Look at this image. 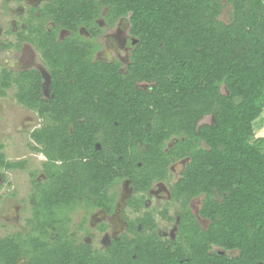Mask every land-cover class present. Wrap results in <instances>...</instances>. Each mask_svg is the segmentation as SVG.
<instances>
[{"label":"trees","instance_id":"trees-1","mask_svg":"<svg viewBox=\"0 0 264 264\" xmlns=\"http://www.w3.org/2000/svg\"><path fill=\"white\" fill-rule=\"evenodd\" d=\"M34 10L16 45L39 52L47 95L39 70L2 67L0 96L14 85L16 102L41 120L29 136L45 160L39 177L0 142V185L19 169L32 187V215L0 237V264H264V133L254 129L264 111V0H49ZM120 17L134 39L127 63L94 59L95 19ZM181 159L169 185L178 210L158 211L175 220L173 238L159 236L148 210L124 216L125 230L102 250L70 230L76 207L82 223L95 210L112 214L121 179L126 205L140 211ZM199 196L205 226L190 208Z\"/></svg>","mask_w":264,"mask_h":264},{"label":"rangeland","instance_id":"rangeland-1","mask_svg":"<svg viewBox=\"0 0 264 264\" xmlns=\"http://www.w3.org/2000/svg\"><path fill=\"white\" fill-rule=\"evenodd\" d=\"M34 0H0V44L7 41L12 42L8 51H0V69L5 67L8 70L16 72L18 65L26 68L37 67L44 76L47 77V70L40 58L39 52L31 43H25L24 46H17L15 31H21L23 28L24 12L18 9H27L29 3ZM40 1V0H39ZM40 5L47 0H41ZM229 6H225L220 19L226 21L228 18ZM97 24L103 28L102 35H108L109 46L104 47L98 52L103 57L114 56L117 53L120 57L128 55V51L119 41L124 43L127 37L128 22L121 19L110 28L105 26L102 19L97 20ZM60 36L66 35V31H60ZM122 46V47H121ZM22 47V48H21ZM20 51L19 54L17 51ZM116 50V52H115ZM96 56V57H99ZM7 65L3 66L2 61ZM30 63V64H29ZM13 66V67H11ZM15 86L12 85L6 90L4 96H0V142L3 144V151L8 160H26L29 169H35L38 176L41 177V163L45 157L31 147L35 143L29 136V132L40 125L41 120L36 113L30 109L18 104L14 98ZM264 112V111H263ZM260 120L254 123L256 135L264 133V113ZM211 117L205 116L202 122H210ZM170 145V143H168ZM185 160L177 161L169 168V179L167 182H154L149 192L144 195V207L140 211L131 210L125 202L129 197V186L127 180L121 179L116 182L112 188L116 194L115 209L112 214H106L102 210H95L87 215L85 223H82V217L85 215L83 209L76 207L70 211L71 218L70 230L74 232L75 237L82 242H89L94 248L102 250L112 238H115L123 231L125 221L124 216L133 218L145 210L154 214L156 231L162 238H173L175 232V220L163 219L158 211L167 208L168 215L174 216L178 210L177 202L169 197V185L180 175ZM5 181L0 185V237L13 234L16 231L25 230L26 221L31 217V205L28 195L31 191V184L26 170L10 169L5 170ZM127 197V198H128ZM125 202V203H124ZM201 204V197H195L190 201V208L197 217L198 222L205 226L207 220L198 215V209ZM82 223V225H81ZM103 225L105 226L103 228ZM24 260V259H23Z\"/></svg>","mask_w":264,"mask_h":264},{"label":"flooded vegetation","instance_id":"flooded-vegetation-1","mask_svg":"<svg viewBox=\"0 0 264 264\" xmlns=\"http://www.w3.org/2000/svg\"><path fill=\"white\" fill-rule=\"evenodd\" d=\"M49 0H47L46 2H48ZM40 2H42L41 0L39 1V0H34L32 3H29V7L25 10V9H23V7L21 8V9H18V11L19 12H24L23 13V15H24V21H23V28L22 29H24L25 28V26H26V20L27 19H29L30 18V12L32 11V9L33 8H35V10L37 9V8H40V7H42V5L44 4V3H46L45 1L40 5ZM34 10V11H35ZM35 14H37V12L35 11ZM98 19H102V18H97V19H95V22L97 23V20ZM121 19H126V21H127V18H125V17H120L117 21H119V20H121ZM116 21V22H117ZM102 22L104 23V25L105 26H107V27H111L113 24H115V22L112 24V25H108V24H106L105 23V21L102 19ZM49 24V23H48ZM99 26V25H98ZM100 28H101V30H103V28H106V27H101V26H99ZM60 31H63V30H60ZM64 31H66V30H64ZM18 32H20L19 30L18 31H15V37H16V42L18 41ZM80 32L83 34V35H85V36H87V32L82 28V27H80ZM127 33H128V29H127ZM59 34V33H58ZM68 34V31H66V35ZM66 35H64V36H66ZM64 36H60V35H58V38H62V37H64ZM98 42H100V43H102V47L99 49V50H97L95 53H94V59H101V60H106V61H113V60H115V59H118L122 64L124 63H127V61H128V58H129V53H130V50H131V44H133V38H131L130 36H129V34H127V37L125 38V40H124V43L123 42H121V41H119V43L118 44H120V45H122L123 47H125V49L128 51V55L126 56V58L125 57H120L117 53H114V56L113 57H111V56H107V54L106 53H104L103 55V57H101V56H99L98 55V52L99 51H101L104 47H106V46H109L110 44H109V41H108V35H102V32L99 34V36H98V38L96 39ZM6 43V42H5ZM25 43H27V41H22L21 42V46L23 47L24 46V44ZM29 43V42H28ZM121 46V47H122ZM21 47V48H22ZM10 49V47L9 48H7V49H5V50H2V51H8ZM17 51V50H16ZM19 52L20 51H17V53L19 54ZM115 52H116V50H115ZM20 55V54H19ZM96 56H99V57H96ZM19 63H20V65H18V70L17 71H22V70H28V69H37V70H39L37 67L35 68V67H28V68H26V67H24L23 65H22V62H20V60L18 61ZM2 64H3V66L5 65V66H9V65H7V63H6V61L4 60V61H2ZM30 64V63H29ZM11 67H13V66H11ZM12 71V70H11ZM16 71V72H17ZM40 72H41V70H39ZM41 74L43 75V73L41 72ZM48 74V73H47ZM43 78H44V83H45V85H47V84H49V82H50V76H49V74L47 75V77L46 76H44L43 75ZM47 95V94H46ZM171 143H172V141L170 142V145H171ZM170 145H168V146H170ZM181 160H184V159H181ZM181 160H178V161H181ZM170 169V168H169ZM149 190H150V188L147 190L148 192H149ZM131 192V191H130ZM130 192H129V195H130ZM168 195H169V193H168ZM128 197V196H127ZM127 197L125 198V202H126V199H127ZM169 197H170V195H169ZM124 202V203H125ZM125 225H126V223H125ZM125 225H124V229H123V231L125 230ZM122 231V232H123ZM121 233V232H120ZM119 233V234H120ZM118 234V235H119Z\"/></svg>","mask_w":264,"mask_h":264},{"label":"water","instance_id":"water-1","mask_svg":"<svg viewBox=\"0 0 264 264\" xmlns=\"http://www.w3.org/2000/svg\"><path fill=\"white\" fill-rule=\"evenodd\" d=\"M43 86H44V90H43V91H44V93L46 94L47 90H46V85H45V83L43 84ZM17 264H25L23 258H21V259L17 262Z\"/></svg>","mask_w":264,"mask_h":264}]
</instances>
